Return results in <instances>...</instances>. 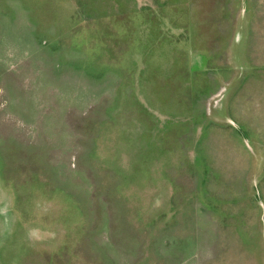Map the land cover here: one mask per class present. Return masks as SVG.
Listing matches in <instances>:
<instances>
[{"label":"rangeland","instance_id":"obj_1","mask_svg":"<svg viewBox=\"0 0 264 264\" xmlns=\"http://www.w3.org/2000/svg\"><path fill=\"white\" fill-rule=\"evenodd\" d=\"M0 264H264V0H0Z\"/></svg>","mask_w":264,"mask_h":264}]
</instances>
